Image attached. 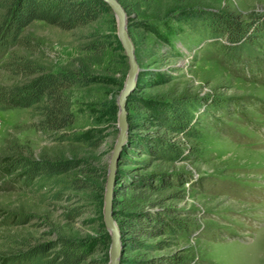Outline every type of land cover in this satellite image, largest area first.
<instances>
[{
	"label": "rangeland",
	"instance_id": "374dc122",
	"mask_svg": "<svg viewBox=\"0 0 264 264\" xmlns=\"http://www.w3.org/2000/svg\"><path fill=\"white\" fill-rule=\"evenodd\" d=\"M118 1L129 17L140 72L128 102L114 219L126 241L152 247L169 239L137 236L123 225L166 212L167 220L189 228L169 249L125 250L121 264H168L183 255L190 264H264V37L234 44L215 36L207 22L187 19L212 14L252 30L264 22V0ZM24 36L39 47L18 54L51 72L83 70L93 80L68 91L76 118L68 132L99 129L102 138L97 148L57 142L52 132L37 129V112L0 107V264L59 238L99 243L87 264H108L105 185L118 136L117 100L129 71L117 19L110 10L71 31L36 21ZM8 59L0 55V88L13 84L3 70ZM180 102L194 117L189 131L201 138L170 132L148 117L146 107L155 112ZM165 140L181 147L182 161L156 154ZM15 143L19 149L11 153ZM14 157L73 162L75 168L41 190L23 170L11 172ZM58 192L61 201L53 198Z\"/></svg>",
	"mask_w": 264,
	"mask_h": 264
},
{
	"label": "trees",
	"instance_id": "16d2710c",
	"mask_svg": "<svg viewBox=\"0 0 264 264\" xmlns=\"http://www.w3.org/2000/svg\"><path fill=\"white\" fill-rule=\"evenodd\" d=\"M110 12L109 7L101 0H0V55L9 54L3 70L12 79L13 84L0 88V107L8 109H31L38 113L41 121L37 129L52 132L57 142L86 144L92 148L99 147L101 131L89 129L83 132H68V128L75 124L76 118L72 113V103L68 91L72 88H84L92 84L93 80L82 74L83 70L73 72H51L45 66L18 54L15 50L38 49L39 44L24 36L25 30L36 21L45 22L64 31H71L99 20L103 13ZM189 21L202 20L210 24L213 34L226 37L230 43L242 42L248 44L264 37V22L255 23V28L242 29L231 19L217 18L212 14L205 16L190 15ZM84 73V72H83ZM165 108L157 106L155 112L148 109V117L157 121L158 126L168 131L186 135L190 138H201L198 133L191 132L190 125L194 120L185 102L175 103ZM159 107V108H158ZM130 127V126H129ZM128 146V145H127ZM19 149L18 144L10 150L11 153ZM181 147L170 141L164 142L156 151L161 159L182 161ZM184 151V150H183ZM11 172L23 170L29 180H34L40 189L58 185L59 177L71 172L75 168L73 162H52L49 160H30L14 157L8 164ZM60 192L55 200H63ZM79 214H69L68 217ZM166 212L135 216L134 224H124L123 229H129L131 234L157 238L166 236L168 241H162L152 247L141 241L125 240V232H121L123 251L138 249L165 250L173 246L180 233H188L189 228L184 222L167 220ZM131 228H134L131 230ZM127 235V234H126ZM107 239L110 240L109 233ZM99 243L90 240L75 241L59 238L55 242L37 246L29 251L21 250L8 258L3 264H87L89 258L96 253ZM22 249V248H21ZM156 261L150 264H158ZM187 255L174 256L168 264H190ZM108 263V261H107ZM93 264H98L93 262ZM143 264V263H138Z\"/></svg>",
	"mask_w": 264,
	"mask_h": 264
},
{
	"label": "water",
	"instance_id": "95a60500",
	"mask_svg": "<svg viewBox=\"0 0 264 264\" xmlns=\"http://www.w3.org/2000/svg\"><path fill=\"white\" fill-rule=\"evenodd\" d=\"M104 2L117 19V36L120 40L122 49L128 60L129 71L125 85L120 92L117 103L119 107L118 113V136L111 152L108 165V173L105 185L104 195V224L110 236L109 246V263L121 264L123 255V243L121 240V232L113 215V199L115 194V186L117 181V173L120 158L125 147H127V138L129 133L128 123V102L132 93L136 90L139 76V65L135 53V46L128 30L129 17L118 0H101Z\"/></svg>",
	"mask_w": 264,
	"mask_h": 264
}]
</instances>
